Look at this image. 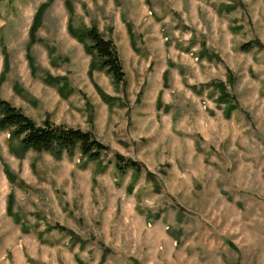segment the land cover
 Returning a JSON list of instances; mask_svg holds the SVG:
<instances>
[{"label":"rangeland","instance_id":"rangeland-1","mask_svg":"<svg viewBox=\"0 0 264 264\" xmlns=\"http://www.w3.org/2000/svg\"><path fill=\"white\" fill-rule=\"evenodd\" d=\"M69 23L114 41L123 83ZM0 78L109 149L21 152L0 130V264H264V0H0Z\"/></svg>","mask_w":264,"mask_h":264},{"label":"trees","instance_id":"trees-1","mask_svg":"<svg viewBox=\"0 0 264 264\" xmlns=\"http://www.w3.org/2000/svg\"><path fill=\"white\" fill-rule=\"evenodd\" d=\"M45 4L39 6L34 15L30 27L32 40L33 34L40 24ZM67 5L68 10L72 11L73 9L69 2ZM68 30L78 41L84 44L89 54L95 56L97 63H99L100 67L106 69L117 86L125 81L126 73L117 47L111 38L103 35L97 25L79 30L69 23ZM249 45L252 46V44H245L244 46L247 48ZM61 79L62 77L47 75L48 82L52 84L58 85ZM1 80L2 78H0ZM211 84H214L220 90L221 94L218 100L227 105L226 111L228 114L237 108V104L233 103V97L230 95L224 82L219 81ZM0 130L9 131L11 140L14 139L17 142V145H15L16 149L21 152L27 150L45 151L52 153L57 158H61L64 155L71 156L79 152L90 160H99L109 150L107 145L89 130L81 127L68 126L63 123L58 124L49 118L39 123L19 107L3 98H0ZM116 163L121 172L133 169L136 173H139L142 170L137 161L124 158L120 154H117ZM12 201L13 195H10V208L13 203ZM58 228L63 229L65 227L58 226Z\"/></svg>","mask_w":264,"mask_h":264}]
</instances>
